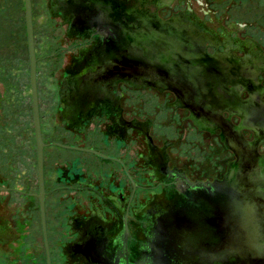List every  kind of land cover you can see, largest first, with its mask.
<instances>
[{"label": "water", "instance_id": "95a60500", "mask_svg": "<svg viewBox=\"0 0 264 264\" xmlns=\"http://www.w3.org/2000/svg\"><path fill=\"white\" fill-rule=\"evenodd\" d=\"M0 264H264V5L0 0Z\"/></svg>", "mask_w": 264, "mask_h": 264}, {"label": "rangeland", "instance_id": "374dc122", "mask_svg": "<svg viewBox=\"0 0 264 264\" xmlns=\"http://www.w3.org/2000/svg\"><path fill=\"white\" fill-rule=\"evenodd\" d=\"M253 1H255V2L259 3V4L264 5V0H253Z\"/></svg>", "mask_w": 264, "mask_h": 264}]
</instances>
